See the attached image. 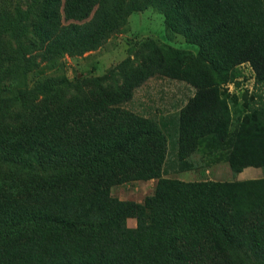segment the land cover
Masks as SVG:
<instances>
[{
    "label": "trees",
    "instance_id": "16d2710c",
    "mask_svg": "<svg viewBox=\"0 0 264 264\" xmlns=\"http://www.w3.org/2000/svg\"><path fill=\"white\" fill-rule=\"evenodd\" d=\"M25 2L36 5L27 44L36 53L10 50L0 38L1 75L95 50L148 6L162 9L197 51L167 54L150 41L140 62L117 65V86L97 79L67 96L66 76H47L18 90V110L4 102L0 264H264V176L164 177L169 132L120 106L152 75L183 80L194 92L174 121L179 168H191L194 153L207 167L227 161L233 173L264 166V0ZM243 63L263 95L226 87ZM153 178L142 202L111 194L115 184Z\"/></svg>",
    "mask_w": 264,
    "mask_h": 264
},
{
    "label": "rangeland",
    "instance_id": "374dc122",
    "mask_svg": "<svg viewBox=\"0 0 264 264\" xmlns=\"http://www.w3.org/2000/svg\"><path fill=\"white\" fill-rule=\"evenodd\" d=\"M36 5H30L25 0H0V22L4 24L7 32H1L0 38L10 50L25 51V54H35L36 51L29 48L28 39L33 37L31 21L34 18ZM152 41L163 52L167 54L180 52L185 56H194L196 47L187 38L176 31H173L166 22L162 9L148 6L133 11L127 18L121 29L113 33L101 47L88 51L83 55H64L57 66L50 67L46 61L41 60L39 65L29 64V70L22 72L20 68L13 67L14 75L0 74V108L4 102L11 104V110H18L20 102L14 98L22 87L31 88L35 82L45 79L47 76H66L68 85L67 96H72L79 89L81 83L84 94L91 87V82L101 79L104 84L117 86L120 83L117 75V65L127 58H131L134 64L140 62V50L146 43ZM9 42V44H8ZM12 62V61H11ZM11 62H5L10 66ZM239 75L234 81L226 85L229 91L239 93L244 90L248 92L256 88L257 92L263 95V87L255 85L254 72L248 63L237 67ZM141 93L149 103L144 107L145 112L139 114L132 108L131 98L120 104L121 107L156 122L161 128L169 132L166 141V160L161 175L174 177L184 181H196L201 179L211 180H245L264 176V166L248 167L243 173H233L229 163L225 160L215 161L212 165L206 166L203 156L194 153L189 156L193 162L190 169H180V162L176 158V115L166 113L167 92L177 89L178 103H182L194 92V88L187 82L179 79H172L163 75H152L138 86ZM136 87V88H138ZM135 88V89H136ZM134 89V90H135ZM133 90V92H134ZM132 92V96H133ZM165 97V98H164ZM180 107V105L178 106ZM166 114V115H165ZM213 157L214 154H211ZM173 171V172H172ZM243 174V175H242ZM246 177V178H244ZM157 178L149 180H132L111 187V194L121 200H134L142 202L143 199L153 193ZM127 225L136 226L135 218H128Z\"/></svg>",
    "mask_w": 264,
    "mask_h": 264
},
{
    "label": "crops",
    "instance_id": "0c3cea01",
    "mask_svg": "<svg viewBox=\"0 0 264 264\" xmlns=\"http://www.w3.org/2000/svg\"><path fill=\"white\" fill-rule=\"evenodd\" d=\"M141 91H143L141 89V87H138L134 90L133 92V96H132V100H131V103H132V108L135 112L139 113V114H143L145 112L144 110V107H146V105H148L149 103L147 102V99L143 96V94L141 93ZM178 90L177 89H174L172 90V92H167V95H170V96H165L167 97L165 100H166V113L170 114V115H176L177 111L183 107V105L186 103L187 99L193 95V93L191 95H189L186 99H184L182 101V103H178ZM164 97V98H165ZM180 105V107H178ZM166 115V114H165ZM248 167L244 168L240 173H243L244 175L246 174L245 173V169H247ZM190 169V168H189ZM173 172V171H172ZM242 174V175H243ZM170 177V176H168ZM246 178V177H244Z\"/></svg>",
    "mask_w": 264,
    "mask_h": 264
}]
</instances>
